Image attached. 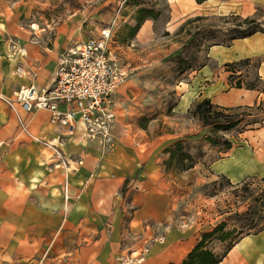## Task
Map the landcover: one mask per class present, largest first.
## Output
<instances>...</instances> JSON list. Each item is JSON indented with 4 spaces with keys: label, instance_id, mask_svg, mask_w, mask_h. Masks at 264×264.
I'll return each instance as SVG.
<instances>
[{
    "label": "crops",
    "instance_id": "obj_1",
    "mask_svg": "<svg viewBox=\"0 0 264 264\" xmlns=\"http://www.w3.org/2000/svg\"><path fill=\"white\" fill-rule=\"evenodd\" d=\"M169 1L177 20L213 14L261 25L249 36L212 44L209 63L180 84L177 114H189L205 98L233 109L264 100V0ZM82 37L77 20L37 28L26 23L24 9L0 0V264H181L200 234L176 224V197L160 162L174 135L142 129L121 104V88L107 143L89 137L81 124L54 123L47 109L26 112L8 103L25 85H52L60 58ZM243 60L254 65L258 87L232 83L231 75H246L228 64ZM18 116L30 134L21 131ZM233 139L210 162L211 171L234 184L263 178L264 121ZM219 264H264V224L237 240Z\"/></svg>",
    "mask_w": 264,
    "mask_h": 264
},
{
    "label": "rangeland",
    "instance_id": "obj_2",
    "mask_svg": "<svg viewBox=\"0 0 264 264\" xmlns=\"http://www.w3.org/2000/svg\"><path fill=\"white\" fill-rule=\"evenodd\" d=\"M6 1L24 9L26 23L37 28L52 30L77 20L81 39L103 40L117 57L121 104L137 116L142 129L174 135L160 162L176 197V224L195 226L199 237L214 229L227 233L226 241L212 237L207 243L217 254L261 230L264 177L234 184L214 174L210 162L227 149L226 143H215V137L238 138L254 122L264 121V107L228 110L238 117L228 128L223 123L205 127L194 109L186 115L176 112L181 82H188L192 70L209 63L212 44L227 43L236 35L232 32L243 23L242 17L193 14L177 20L169 0ZM240 29L247 30L248 25L242 24ZM105 30L110 32L108 38L103 36ZM228 70H243L244 84H260L254 65L238 64ZM179 135L185 139H177ZM188 136L195 137L190 140ZM179 140L183 142L177 143Z\"/></svg>",
    "mask_w": 264,
    "mask_h": 264
},
{
    "label": "built area",
    "instance_id": "obj_3",
    "mask_svg": "<svg viewBox=\"0 0 264 264\" xmlns=\"http://www.w3.org/2000/svg\"><path fill=\"white\" fill-rule=\"evenodd\" d=\"M104 38L110 36L103 31ZM106 43L89 38L77 43L74 49L60 58L56 78L52 85L38 88L34 83L21 87L14 99H9L11 108L19 103L26 112L47 109L54 123L69 125L71 129L81 124L91 138L110 141L115 124V95L122 81L117 57L105 47ZM23 73V68H17ZM68 110L60 109V105ZM255 106L264 107V100ZM21 131L29 133L27 123L18 116Z\"/></svg>",
    "mask_w": 264,
    "mask_h": 264
},
{
    "label": "trees",
    "instance_id": "obj_4",
    "mask_svg": "<svg viewBox=\"0 0 264 264\" xmlns=\"http://www.w3.org/2000/svg\"><path fill=\"white\" fill-rule=\"evenodd\" d=\"M199 3H202L205 0H197ZM242 24H247L248 29L242 30L240 29V26ZM261 29V25L259 22H257L255 19L252 18H245L243 20V23L239 24V27H235L233 29L234 34H236L233 38L236 37H246L254 32H257ZM250 63L249 60H243L240 62L235 63H229L228 67H234L238 64H246L248 65ZM236 73V71H233ZM259 78V77H258ZM233 79H237L235 86L242 87L243 85L249 87V88H255L258 87V84H255L254 82H247L243 83L244 79L241 75H231V81ZM260 82V80H259ZM233 83V82H232ZM217 106V107H216ZM259 107V106H258ZM194 111L198 112L202 118H203V125L205 127H208L212 124H219L223 123L226 125V128L231 127L232 124L236 122L238 119L237 116L231 114L228 112V110H232L233 108H224L220 107L218 105H214L212 101L209 98H205L199 102H197L194 106ZM236 109V108H234ZM183 142V140L177 141V143ZM215 143H226L227 149L231 148L232 143L229 140H223L220 137H215ZM262 230V227L260 228ZM259 230V231H261ZM221 229H214L213 231L204 232L202 236L200 237L198 243L194 246V248L188 253L186 258L182 261L181 264H219L223 259L227 256L229 250L232 248V246L235 244V242L227 248L222 254H217L213 248L209 247L207 245L209 239L216 238L220 241H226L228 236L227 233L222 232L220 233ZM257 231V232H259ZM256 232V233H257ZM220 234V235H219ZM215 236V237H214ZM170 264H176V263H170Z\"/></svg>",
    "mask_w": 264,
    "mask_h": 264
}]
</instances>
